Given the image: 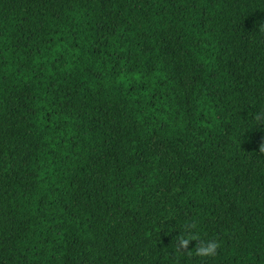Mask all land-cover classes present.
<instances>
[{"label": "trees", "instance_id": "trees-1", "mask_svg": "<svg viewBox=\"0 0 264 264\" xmlns=\"http://www.w3.org/2000/svg\"><path fill=\"white\" fill-rule=\"evenodd\" d=\"M261 26L264 0H0V264H264Z\"/></svg>", "mask_w": 264, "mask_h": 264}, {"label": "clouds", "instance_id": "clouds-1", "mask_svg": "<svg viewBox=\"0 0 264 264\" xmlns=\"http://www.w3.org/2000/svg\"><path fill=\"white\" fill-rule=\"evenodd\" d=\"M261 31H264V26H261ZM255 119L257 121L264 120V112H259L256 114ZM259 151L264 152V144L260 145ZM195 223H187L184 225V230L176 236L178 244L177 249H189L190 242L193 240L199 241L198 246L194 249L197 256L203 258L215 257L217 255V250L220 247L219 242L215 240H205L200 239L199 236L193 232L195 229ZM191 253V250H189Z\"/></svg>", "mask_w": 264, "mask_h": 264}]
</instances>
